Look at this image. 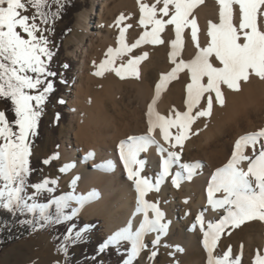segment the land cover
<instances>
[{
	"label": "snow or ice",
	"instance_id": "1",
	"mask_svg": "<svg viewBox=\"0 0 264 264\" xmlns=\"http://www.w3.org/2000/svg\"><path fill=\"white\" fill-rule=\"evenodd\" d=\"M200 3L202 0H155L152 4L141 3L140 24L146 29L151 25V30H146L135 43L129 45L125 42L126 27H121L119 46L115 49L108 48L107 58L100 63L95 73L100 76L105 71H113L122 79L126 76L138 78V65L147 57V53L128 59L127 63H121L119 66L115 65L117 58L142 43H163L160 33L166 25L175 26V39L171 40L170 53L175 67L167 74H162L156 84L155 97L147 111V133L128 137L127 142L122 141L120 144V157L127 169L128 178L135 183L136 212L143 214V220L135 230L130 220L126 227L108 236L100 245V251L112 245L119 247L122 242H130V254L124 264H132V260L146 248V234L157 233L153 244H158L160 236L168 230L169 225L164 222L165 213L160 209L158 202H149L146 197L149 192L160 190V185L171 174L173 165H179L187 174L186 177L182 176L181 172L172 175V184L176 187L180 186L181 179H190L194 174L199 161L181 162V152L184 142L189 139L192 124L198 118L212 116L214 100L220 106L225 105L222 85L239 91L241 82H247L252 75L264 80V30L258 24V14L264 15V0H218L219 23L209 22L207 35L210 42L206 47H201L197 42L195 46L198 51L194 58L177 61L183 47V33L186 28L190 27L191 39L197 41L198 24L191 14ZM161 4L162 7H158ZM233 5L239 7L238 26L233 23ZM29 6L35 10L31 16L24 14ZM46 6V0H0V98L11 101L15 115V119L9 121L5 111L0 110V211L11 215L38 213L40 220L45 223H61L73 219L80 208L98 194L95 190L79 197L74 193H66L50 199L47 203H39L37 196L42 192H54L58 181L45 178L32 185L26 182L30 173L28 138L36 134L41 106L47 94L53 90L52 82H46V77L56 75L47 70L44 59L51 60L53 55L48 48L49 41L43 34L48 29L40 27V24L48 23V13L44 11ZM124 19L121 14L115 23L119 26ZM185 69L190 74V82L186 85L187 111L176 112L174 118L161 115L155 111L161 91ZM33 90L39 91L32 94ZM202 98L206 99V106L198 107ZM173 128L177 130L175 135L170 131ZM157 129L171 149L179 148L180 151L169 150L160 144L154 135ZM199 131L197 129L194 134H199ZM151 145H156L157 151L162 155L167 153L161 160V171L154 183L141 176L145 161L139 159L140 153L146 152ZM248 149H251V154H246ZM68 167L65 165L60 171H67ZM78 179L79 177H74L72 183ZM50 184L53 187H49ZM28 187L33 188L34 192L29 194L26 191ZM207 193L211 208L223 209L226 212L218 223L209 222L207 230L204 231L203 246L207 252V264H240L242 251L241 256L230 259L231 247L222 257L215 256L214 249L222 233L229 227L238 228L245 222L254 220L264 222V128L236 139L231 158L223 167L216 169ZM217 193L220 195L217 196ZM71 201H76L78 207H71ZM52 206H55V219L48 211ZM69 207L71 212L66 214L64 210ZM196 220L204 229L203 213L198 215ZM75 229V224L68 228L66 242L81 239L84 229ZM64 250L67 251V243ZM177 250L182 251L180 248ZM155 255L156 252H152L151 258ZM254 264H264V256L257 254Z\"/></svg>",
	"mask_w": 264,
	"mask_h": 264
},
{
	"label": "bare ground",
	"instance_id": "2",
	"mask_svg": "<svg viewBox=\"0 0 264 264\" xmlns=\"http://www.w3.org/2000/svg\"><path fill=\"white\" fill-rule=\"evenodd\" d=\"M154 2L155 0H98L95 12H84L78 22L86 42L78 48L81 61L68 98V108L73 113V121L69 127L71 138L64 140L59 146L58 159L61 168L69 166L62 176L65 184L72 183L74 177H79L74 183L76 196H85L93 190L98 194L85 203L78 213L88 220L101 219L109 236L126 227L130 220L135 230L143 220V214L136 212L135 183L128 178L127 169L120 157V144L122 141L127 142L128 137L147 133V111L155 97L156 84L162 74H167L175 67L170 59L175 26L166 25L160 33L164 42L156 44L162 51L157 59L152 58L156 47L152 43H142L117 58L115 65L119 66L127 63L128 59L147 53V57L138 65V78L126 76L122 79L113 71H105L100 76L95 73L100 63L107 58L108 48L115 49L119 46L121 27H126L125 42L129 45L135 43L146 30H151V25L146 29L140 24V4ZM158 7H162V4ZM219 11L218 0H202L193 9L191 16L196 18L198 24L197 41L191 39L190 27L186 28L177 61L194 58L198 51L195 46L197 42L201 47L207 46L210 42L207 35L209 22L219 23ZM121 14L125 19L118 26L115 22ZM233 23L237 26L239 24L238 5H233ZM258 24L264 30V15L258 14ZM152 74L155 75L154 80L151 78ZM189 82L190 74L186 69L178 73L177 78L171 80L161 91L155 111L173 118L176 112L187 111L186 85ZM221 88L225 105L220 106L214 100L212 116L198 118L191 126L189 139L184 142L181 162H200L194 174L190 179H181L180 186L176 187L172 184V175L181 172L186 177L187 174L179 165H173L171 174L160 185V190L151 191L146 197L149 202H158L165 213L164 222L169 226L166 234L160 236L158 244H153L157 233L146 234L144 243L150 242L154 246L176 250L184 257L195 255L186 259L183 264H207V252L203 246L204 231L209 222L218 223L226 215L225 210H213L208 204L207 189L211 177L216 169L223 167L231 158L234 142L238 137L264 128V80L252 75L247 82H241L239 91L230 90L226 85ZM126 91H131L128 113H112L109 105L116 109ZM201 106H206V99L202 98L198 107ZM197 129L200 130L199 134H194ZM170 131L175 135L177 130L173 128ZM154 135L165 148L180 151L179 148L171 149L169 143L163 141L158 129ZM246 154H251V149L246 150ZM166 156V152L162 155L157 151L156 145H151L146 152L140 153L139 159L145 161L141 176L154 183L161 171V160ZM75 204L77 205L76 201ZM201 213L204 216V229L196 220ZM149 215L151 217V211ZM251 223H256L258 230L245 240L241 239V242L247 245L248 254L251 255L248 256L255 259L257 254L264 256V222L254 220ZM140 255H144V250ZM214 255L218 257L216 248Z\"/></svg>",
	"mask_w": 264,
	"mask_h": 264
},
{
	"label": "rangeland",
	"instance_id": "3",
	"mask_svg": "<svg viewBox=\"0 0 264 264\" xmlns=\"http://www.w3.org/2000/svg\"><path fill=\"white\" fill-rule=\"evenodd\" d=\"M74 1L80 2L81 9L74 13L72 17L73 23L69 29L70 32L64 37L61 48L57 47L60 42L59 35L61 29L65 27L66 21L57 18L55 20H48L47 24H40L42 29H48L43 34L47 37L49 41L48 48L53 53L51 60L44 58L47 64V70L49 69L48 67H50L51 71L60 67L62 71H60L57 75L58 77L54 80L53 90L47 94L45 99L46 103L44 102L45 104L41 106V115L37 121L36 134L34 137L29 136L28 138L30 146L29 161H38L40 168L32 175L31 180L27 184H36L45 178L50 180L55 179L58 181L54 186L55 197H60L66 193L75 194V185L73 183L65 184L62 181L64 172L60 171L61 164L58 159V148L64 140H70L71 138L69 127L73 121V113L68 108V98L81 61V53L78 48L86 42V38L83 37L84 35L78 22L84 12H95L96 2L98 0ZM62 2V0L54 1L51 3V6L57 7ZM34 11L29 6L27 12L24 14L31 16ZM37 22L40 23L39 20ZM17 30L19 31L20 29ZM25 38H27L26 34ZM156 47L152 52L153 59H157L162 53L159 47ZM47 61L50 62L47 63ZM151 78L154 80L155 75L152 74ZM38 91L33 90L32 94H37ZM130 95L131 91H126L122 99L118 102L116 109L112 105H109L110 111L114 114H118L119 112L127 114L130 106ZM0 110L5 111L7 119L10 121V116L1 101ZM45 161L48 162L45 163ZM26 191L31 194L34 192V189L28 187ZM46 197V193L42 192L37 196V201L42 203ZM70 205L71 207H78L75 201H71ZM76 217L84 219V221L93 226L92 236L96 241L102 242L108 238L109 235L105 232L101 219L94 218L88 220L79 213L76 214ZM257 230L258 225L251 222H245L238 228L233 229L229 227L226 229L222 233L216 246L218 257H222L224 252L231 247L232 259L241 256L242 251L240 264H254L255 259L249 257L251 256L248 254L249 249L244 242H241V239L245 240L246 237L255 233ZM145 244L144 255L141 256L139 254L132 260V264H183L186 259L194 255L184 257L176 250H168L161 246H154L150 242ZM241 246L243 247L241 248ZM130 247V242H122L119 247L114 245L110 246L108 248L110 251L101 254L100 258L103 259L105 264H118L119 262L124 264L130 254ZM74 252H78L77 247L74 248ZM152 252H156L154 258H151ZM0 264H67V251L64 250V246H62L61 240L55 234L52 226L44 229L36 227L28 236L17 239L0 250ZM82 264L91 263L84 261Z\"/></svg>",
	"mask_w": 264,
	"mask_h": 264
},
{
	"label": "trees",
	"instance_id": "4",
	"mask_svg": "<svg viewBox=\"0 0 264 264\" xmlns=\"http://www.w3.org/2000/svg\"><path fill=\"white\" fill-rule=\"evenodd\" d=\"M54 1L59 0H46L47 6L45 7L44 11L48 13V20H55L59 18L62 21H66L65 27L61 29L59 35L60 42L57 47L61 48V43L64 37H66L70 32L69 29L71 24L73 23L72 17L75 12H78L81 9V4L79 1L62 0L63 2L59 6L52 7L51 3ZM49 62L50 61H47V63ZM48 68L49 72L56 74L55 76L46 77L47 82L50 81L53 84L54 80L58 77L57 75L60 73V71H62V68L59 67L58 69H54L52 71L50 70V67ZM0 101L4 104L6 112L10 116V121H13L15 119V115L13 112V105L11 104V101L5 98H0ZM38 133H40V131H38ZM39 168L40 165L38 161H29L30 173L27 177L26 182H29L31 180L32 175L35 174ZM49 187L53 186L51 185ZM45 193L47 197L42 201V203H47L50 199L55 197L54 192ZM48 211L53 215V219H55V206L50 207ZM64 211L66 214L70 213L71 207L65 209ZM73 224L76 225L75 231L84 229L82 237L79 240L73 239L66 242L65 237L67 234V230ZM48 226H52L55 234L61 240L62 246L65 247V244L67 243V264H82L84 261L90 262L91 264H105L103 259L100 258V255L110 251V249H108L110 248V246L103 251H100V245L105 240H103L102 242L96 241L92 236L93 226L84 221V219L76 217V215L69 221H63L61 223L50 221L45 223L44 221L40 220L38 213L26 215H11L6 211H0V250L10 243L16 241L17 239L28 236L36 227L44 229ZM74 236L75 232L73 233V238ZM75 247L78 248L77 253L74 252ZM230 259L232 258L230 257ZM118 264L123 263L119 262Z\"/></svg>",
	"mask_w": 264,
	"mask_h": 264
}]
</instances>
